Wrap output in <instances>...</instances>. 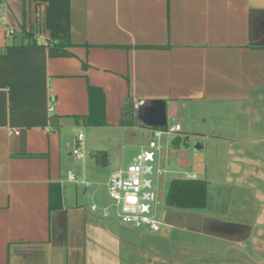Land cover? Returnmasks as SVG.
<instances>
[{
	"label": "crops",
	"instance_id": "1",
	"mask_svg": "<svg viewBox=\"0 0 264 264\" xmlns=\"http://www.w3.org/2000/svg\"><path fill=\"white\" fill-rule=\"evenodd\" d=\"M5 2L0 264H131L114 224L105 228L97 214L107 216V209L92 204L89 210L78 195L91 167L85 155H73L72 132L86 128L79 134L82 151L110 155L139 124H123L127 106L150 98L166 100L167 116H177L190 133L232 142L220 151L223 179L214 203L207 184L208 214L186 216L178 222L193 225L177 228L237 244L240 264H264V246L248 243L255 230L264 234L262 200L249 191L251 180L240 181L241 173L226 176V167H261L250 174L264 178V0ZM90 88L104 95L103 125L89 122ZM164 156L163 149L157 165L167 173ZM57 187L59 207L51 203ZM216 250L212 257L222 261L216 264L231 259V245L223 247L224 256Z\"/></svg>",
	"mask_w": 264,
	"mask_h": 264
},
{
	"label": "rangeland",
	"instance_id": "2",
	"mask_svg": "<svg viewBox=\"0 0 264 264\" xmlns=\"http://www.w3.org/2000/svg\"><path fill=\"white\" fill-rule=\"evenodd\" d=\"M168 126H176L177 124L182 127V131H179L172 135L163 136L162 140L158 141L154 138L155 128L143 127L139 124L135 126L132 134L129 138H124L122 143L116 144L112 147V153L110 155L104 152H99L95 154L92 151H82L89 162L90 175L85 178V182L90 184L89 186L78 185V195L82 197L83 204H86L87 208L90 210L92 204H96L98 207L103 206L107 209L105 212L107 216H104V212H98L102 223H104L105 228H110L109 223L114 224V231L116 234L115 239L122 247V252L124 254H131V264H216L222 263L219 259L213 258L214 250L216 256L223 255V247L226 245L232 246V252L227 253L228 258L226 264H240L236 258L239 255L241 249L237 247L235 243L223 242L207 236H200L189 231L179 229L180 226H192L193 224L189 221L184 225L185 221L179 223L174 216H169V219L164 220L163 217L166 213L168 214H179L187 215L189 218L196 219L200 214H208L204 210L196 211H182L174 208H170L166 204V197L169 190V185L173 179H192L195 176L196 179L204 180L208 184L209 193L212 203L216 200L218 188V183L223 179V167H219L220 163V151L222 147H229L231 141L226 140H214V139H203L197 135L190 133L184 127L185 123L176 117L167 116ZM86 135L87 130L85 127H79L76 131L72 132L73 147L72 150L76 149V140L79 134ZM133 138V140L131 139ZM151 140H155L162 145L165 150V156L162 159L164 166L166 168L165 174L161 175L156 184L158 185L160 200L156 206V216L157 219L162 223L161 232H153L148 227L136 228L132 225L125 224L116 216V207L112 198L109 196L108 191V181L110 173L117 171L121 168L126 169L129 165L134 162V159L141 152V149L146 147ZM178 141L179 148H174V141ZM196 145H202L203 155L205 158L204 168L205 171L202 174H195L193 167V157L194 149ZM238 145V144H237ZM234 150L238 149V146L232 145ZM176 152L177 157L173 158L172 153ZM183 154H187V164L179 165L184 159ZM76 166H81V162L74 160ZM222 165V162H221ZM261 167H226V176L230 178L235 175L237 177L238 172L240 181L251 180L252 189L249 191L254 194L255 197L262 200V210L264 209V181L256 176H251L253 173L256 174V170ZM244 170H249L248 178L247 175L244 176ZM171 171H175L171 173ZM264 174V173H263ZM221 176V177H220ZM243 177V179H242ZM257 181L260 180L258 183ZM80 180V179H79ZM239 184V179L236 178L234 181ZM263 183V184H262ZM258 185V186H257ZM261 188V189H260ZM220 190V189H219ZM96 193V194H95ZM263 193V195H262ZM93 197H96V199ZM260 210V209H259ZM258 211V209H255ZM260 213V211H258ZM261 213H264L263 211ZM180 218V217H179ZM207 218V217H206ZM177 220V221H176ZM172 221L174 226H170L168 222ZM178 222V223H177ZM183 224V225H182ZM259 230H255L253 238L249 240L250 243L256 245L264 246V234L258 235ZM257 235V236H256ZM256 245H255V243ZM116 243V242H115ZM220 247L221 252H220ZM209 249V250H208ZM237 250V251H236ZM211 251V252H210ZM127 255V254H126ZM212 258V259H210ZM212 260V261H211Z\"/></svg>",
	"mask_w": 264,
	"mask_h": 264
},
{
	"label": "built area",
	"instance_id": "3",
	"mask_svg": "<svg viewBox=\"0 0 264 264\" xmlns=\"http://www.w3.org/2000/svg\"><path fill=\"white\" fill-rule=\"evenodd\" d=\"M5 14L6 2L0 0V21L5 20ZM10 34H13V30L10 31ZM145 104V100H137L134 108L137 111ZM179 131H181L180 125L168 126L167 124L165 127L155 128L154 138L160 141L163 136L172 135ZM12 134L19 136L21 132L14 131ZM82 141L83 135H79V146L73 151V155L78 159L84 158ZM162 151V145L151 140L131 165L126 169L118 170L109 178L107 184L109 196L115 203L116 216L123 223L136 228L145 226L153 232H160L162 223L156 216V206L160 200L156 180L165 174V171L157 165L158 157ZM70 180L76 181L74 176H70ZM83 183L89 186L88 183Z\"/></svg>",
	"mask_w": 264,
	"mask_h": 264
},
{
	"label": "trees",
	"instance_id": "4",
	"mask_svg": "<svg viewBox=\"0 0 264 264\" xmlns=\"http://www.w3.org/2000/svg\"><path fill=\"white\" fill-rule=\"evenodd\" d=\"M26 36H32L27 33ZM58 45H71L69 41H60ZM91 115L89 122L92 125H103L104 95L101 90L90 88ZM124 125H133L136 118V111L132 104H129L124 111ZM98 119V120H97ZM61 201L60 188H52L51 203L59 207ZM166 204L170 208L182 211L203 210L207 205V182L200 179H173L170 182Z\"/></svg>",
	"mask_w": 264,
	"mask_h": 264
},
{
	"label": "water",
	"instance_id": "5",
	"mask_svg": "<svg viewBox=\"0 0 264 264\" xmlns=\"http://www.w3.org/2000/svg\"><path fill=\"white\" fill-rule=\"evenodd\" d=\"M136 118L140 126L149 128H161L167 125V107L166 100L158 98H150L146 100V104L136 111ZM194 173L202 174L204 172V155L202 145H196L194 149ZM174 216L175 219H185L187 215L168 214L163 217L164 220ZM180 217V218H179ZM171 219V218H170ZM169 219V220H170ZM170 226H174L172 221L168 222ZM183 225V224H182Z\"/></svg>",
	"mask_w": 264,
	"mask_h": 264
}]
</instances>
